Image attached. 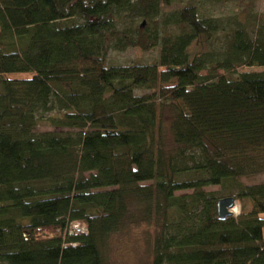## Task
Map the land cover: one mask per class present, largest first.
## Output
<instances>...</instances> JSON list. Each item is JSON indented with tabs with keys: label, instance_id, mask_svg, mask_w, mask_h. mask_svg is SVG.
Segmentation results:
<instances>
[{
	"label": "trees",
	"instance_id": "obj_1",
	"mask_svg": "<svg viewBox=\"0 0 264 264\" xmlns=\"http://www.w3.org/2000/svg\"><path fill=\"white\" fill-rule=\"evenodd\" d=\"M177 1L0 0V264H110L128 224L144 264H264V20ZM128 48L158 58L106 65Z\"/></svg>",
	"mask_w": 264,
	"mask_h": 264
},
{
	"label": "rangeland",
	"instance_id": "obj_2",
	"mask_svg": "<svg viewBox=\"0 0 264 264\" xmlns=\"http://www.w3.org/2000/svg\"><path fill=\"white\" fill-rule=\"evenodd\" d=\"M192 5L198 10L201 17L216 18L223 21L227 29L223 33H229L235 22L247 27L249 32L254 31V26L264 20V0H179L172 5L173 8ZM247 14L248 18L245 17ZM221 37V38H220ZM217 38L223 39L219 34ZM216 49V48H215ZM159 54V49L155 48L149 52H142L137 48H128L125 51H110L106 57L107 66H127L132 64L146 65L154 63ZM204 73V72H203ZM168 110L163 111V125L167 124ZM57 116L50 113L44 117ZM52 130L46 122L38 123L36 131ZM244 184H258L264 182V176H257L252 179H243ZM205 191H214L222 194L218 186L205 188ZM186 192H179L184 194ZM133 208L134 205L132 204ZM234 210V211H233ZM241 204L237 201L232 208L233 216L239 215ZM155 228H146L136 224H128L122 232H116L109 241L108 260L110 264H144L150 258L147 247V237L154 235ZM65 235V231H63ZM264 234V229H263Z\"/></svg>",
	"mask_w": 264,
	"mask_h": 264
},
{
	"label": "water",
	"instance_id": "obj_3",
	"mask_svg": "<svg viewBox=\"0 0 264 264\" xmlns=\"http://www.w3.org/2000/svg\"><path fill=\"white\" fill-rule=\"evenodd\" d=\"M235 200L232 197L219 199L216 204L217 219L224 221L232 216V208L234 207Z\"/></svg>",
	"mask_w": 264,
	"mask_h": 264
},
{
	"label": "built area",
	"instance_id": "obj_4",
	"mask_svg": "<svg viewBox=\"0 0 264 264\" xmlns=\"http://www.w3.org/2000/svg\"><path fill=\"white\" fill-rule=\"evenodd\" d=\"M86 232L87 229L82 224H80L79 222H71L68 224L67 228L65 229V236L69 237L74 235H80V234H85Z\"/></svg>",
	"mask_w": 264,
	"mask_h": 264
},
{
	"label": "crops",
	"instance_id": "obj_5",
	"mask_svg": "<svg viewBox=\"0 0 264 264\" xmlns=\"http://www.w3.org/2000/svg\"><path fill=\"white\" fill-rule=\"evenodd\" d=\"M263 238H264V234H263Z\"/></svg>",
	"mask_w": 264,
	"mask_h": 264
},
{
	"label": "bare ground",
	"instance_id": "obj_6",
	"mask_svg": "<svg viewBox=\"0 0 264 264\" xmlns=\"http://www.w3.org/2000/svg\"><path fill=\"white\" fill-rule=\"evenodd\" d=\"M234 211V210H233Z\"/></svg>",
	"mask_w": 264,
	"mask_h": 264
}]
</instances>
